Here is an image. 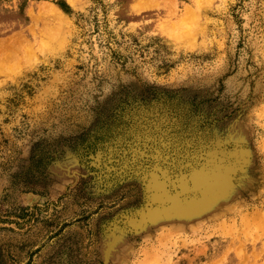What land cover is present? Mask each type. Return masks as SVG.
<instances>
[{
	"label": "rangeland",
	"instance_id": "374dc122",
	"mask_svg": "<svg viewBox=\"0 0 264 264\" xmlns=\"http://www.w3.org/2000/svg\"><path fill=\"white\" fill-rule=\"evenodd\" d=\"M0 264H264V0H0Z\"/></svg>",
	"mask_w": 264,
	"mask_h": 264
},
{
	"label": "bare ground",
	"instance_id": "6f19581e",
	"mask_svg": "<svg viewBox=\"0 0 264 264\" xmlns=\"http://www.w3.org/2000/svg\"><path fill=\"white\" fill-rule=\"evenodd\" d=\"M213 192V191H212Z\"/></svg>",
	"mask_w": 264,
	"mask_h": 264
}]
</instances>
